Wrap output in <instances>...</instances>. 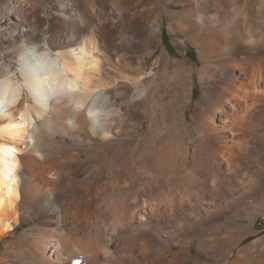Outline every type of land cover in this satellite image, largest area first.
I'll return each instance as SVG.
<instances>
[{
  "label": "bare ground",
  "instance_id": "1",
  "mask_svg": "<svg viewBox=\"0 0 264 264\" xmlns=\"http://www.w3.org/2000/svg\"><path fill=\"white\" fill-rule=\"evenodd\" d=\"M42 1L61 32L36 42ZM168 1L183 7L197 77L165 53L149 70L153 52L136 44L157 38L159 13L139 36L104 30L138 7L149 19L150 0H7L0 264H264L253 230L264 213V35H253L250 0Z\"/></svg>",
  "mask_w": 264,
  "mask_h": 264
},
{
  "label": "rangeland",
  "instance_id": "2",
  "mask_svg": "<svg viewBox=\"0 0 264 264\" xmlns=\"http://www.w3.org/2000/svg\"><path fill=\"white\" fill-rule=\"evenodd\" d=\"M152 1L150 0L151 4L148 5V8L151 11L149 19L146 18L148 10L142 11L141 10L142 8L138 7L135 9L136 11L135 14H133L132 12L123 14L117 19V21L114 24H111L110 22H104L103 24L104 30L107 32V30L110 28L108 32H112L113 35H115L116 41L122 38L123 33L127 34L128 31L127 29H129L130 31L134 30L137 33V36H139L140 27L146 23L151 24V20L153 19V17L157 13H159L161 25H160V31L158 33L159 35L157 36V38H153V36L149 38L147 37L146 41H141L140 43L136 44L137 48H150V51L153 52L152 56L148 58L149 70L150 69H153V71L157 70L156 60L159 57V55L165 53L167 57H169V59H177L192 66L195 69V77H197L200 68V58L198 52L196 50V47L191 43V41L187 39L186 35L178 29V27L182 24V22L184 21L183 19L186 16L185 13L183 12V7L177 4V2L170 3L168 0H152ZM231 1L233 4V1L235 0H231ZM6 2L7 0H0V11L6 7ZM42 3L43 5H45L44 8H39L37 11V15L39 17V27L35 35L36 42H41L42 35L44 34V32H46L47 34H51L53 36H58L61 32V20L55 16L50 15L47 8L48 6L47 3L43 1ZM108 4L106 2L104 6L106 11L110 10V5ZM247 4L249 6L251 5V10H252L250 13L251 14L250 23L252 27V32L254 37L258 38L264 35V0H250L249 2H247ZM97 7L99 8V5L96 3V9ZM151 7H154V9L151 10ZM216 8L219 9V7ZM217 10L213 9L211 10V13L214 14L216 13ZM127 16L133 17L132 24L130 25H128L127 21L125 20ZM83 18L85 19V21H87L86 23L89 24H93L95 21L94 17L90 14L89 11L83 13ZM162 31H164L166 35L165 41L162 40ZM82 34L83 32L80 31V35ZM101 38L102 36L100 34L99 40ZM164 42H166L167 44H169L171 48H173L171 53L164 46ZM199 94H200L199 85L196 84L194 87V96L192 97L193 110L187 112L188 122H191L194 119V114H195L194 107L196 105L195 103L197 102L196 100L198 99ZM120 104L121 102L118 99L117 106ZM144 127L145 124L143 126V129ZM89 155L90 153H85L82 156V158L85 161L83 164V169L86 172L90 170L92 171L93 170L92 167H95V166L91 167V160L89 159ZM249 210H255V209H252L250 207ZM23 226L20 228V230H22ZM253 230L255 231V235L257 236L264 235V213L260 214L258 221L255 223L253 227ZM251 239L252 237L247 239L246 242L250 241ZM0 246H1V242H0ZM198 258L196 256L195 257L192 256L185 264H195V262L196 264H203V260ZM214 261H212L211 263L216 264L218 259H214Z\"/></svg>",
  "mask_w": 264,
  "mask_h": 264
},
{
  "label": "trees",
  "instance_id": "3",
  "mask_svg": "<svg viewBox=\"0 0 264 264\" xmlns=\"http://www.w3.org/2000/svg\"><path fill=\"white\" fill-rule=\"evenodd\" d=\"M162 40L165 41L166 40V35H165V32L162 31ZM164 46L167 48V50L171 53V51L173 50V48H171L169 46V44H167L166 42H164Z\"/></svg>",
  "mask_w": 264,
  "mask_h": 264
}]
</instances>
